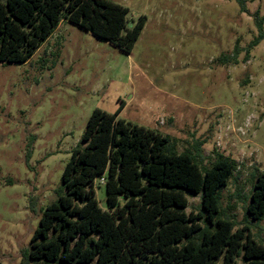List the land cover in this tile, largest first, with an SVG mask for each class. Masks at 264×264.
<instances>
[{
  "label": "rangeland",
  "instance_id": "rangeland-1",
  "mask_svg": "<svg viewBox=\"0 0 264 264\" xmlns=\"http://www.w3.org/2000/svg\"><path fill=\"white\" fill-rule=\"evenodd\" d=\"M109 1L128 10L126 28L144 17L129 54L63 22L27 62L0 66V264L21 260L92 111L120 106L118 119L169 136L177 153L200 143L205 167L233 160L223 214L264 244V219L244 211L264 175V41L246 62L244 52L237 64L216 62L257 35L255 12L264 30V0H245L246 12L234 0ZM93 186L105 208L104 185ZM186 198L196 215L199 196Z\"/></svg>",
  "mask_w": 264,
  "mask_h": 264
},
{
  "label": "trees",
  "instance_id": "trees-1",
  "mask_svg": "<svg viewBox=\"0 0 264 264\" xmlns=\"http://www.w3.org/2000/svg\"><path fill=\"white\" fill-rule=\"evenodd\" d=\"M246 12L245 0H234ZM128 10L109 0H0V66L27 62L60 23L68 22L129 54L144 26L140 16L126 28ZM263 18L254 13L257 35L246 48L235 44L216 62L237 64L264 41ZM123 30L125 33L123 34ZM93 110L71 150L55 190L42 210L18 264H264V244L247 227L235 230L222 211L221 191L235 163L219 156L205 167L200 143L177 153L167 135ZM104 179L105 208L93 183ZM186 195L200 198L187 213ZM251 220L264 219V175L244 206Z\"/></svg>",
  "mask_w": 264,
  "mask_h": 264
},
{
  "label": "built area",
  "instance_id": "built-area-1",
  "mask_svg": "<svg viewBox=\"0 0 264 264\" xmlns=\"http://www.w3.org/2000/svg\"><path fill=\"white\" fill-rule=\"evenodd\" d=\"M101 184H104V179L100 178L99 181Z\"/></svg>",
  "mask_w": 264,
  "mask_h": 264
}]
</instances>
